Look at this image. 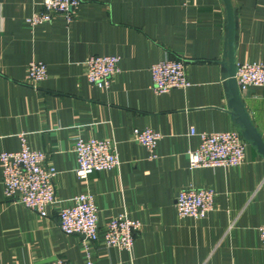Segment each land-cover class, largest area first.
I'll return each instance as SVG.
<instances>
[{
	"label": "crops",
	"instance_id": "crops-1",
	"mask_svg": "<svg viewBox=\"0 0 264 264\" xmlns=\"http://www.w3.org/2000/svg\"><path fill=\"white\" fill-rule=\"evenodd\" d=\"M42 0H0V152L17 151L21 137L46 153L58 202L40 216L6 199L0 162V264H264L258 227L264 223V157L246 140L234 167L190 168L186 151L198 132L235 130L228 107L227 13L223 0H80L71 21L29 26ZM235 17L234 61L264 63V0H230ZM89 55H117L120 72L106 89L88 84ZM168 56L185 64L190 85L156 94L150 66ZM31 60L46 77L33 88ZM264 141V85L240 90ZM158 132L156 158L132 137ZM77 137L115 142L120 164L77 179ZM242 137V136H241ZM243 138V137H242ZM189 187L214 189L201 219L180 218L174 200ZM93 194L101 230L124 214L140 222L127 251L101 239L83 241L58 226L57 211L81 192Z\"/></svg>",
	"mask_w": 264,
	"mask_h": 264
},
{
	"label": "built area",
	"instance_id": "built-area-1",
	"mask_svg": "<svg viewBox=\"0 0 264 264\" xmlns=\"http://www.w3.org/2000/svg\"><path fill=\"white\" fill-rule=\"evenodd\" d=\"M42 10L33 12L24 19L29 26L48 23L55 14L63 16L66 22L73 19L80 0H42ZM85 78L89 85L106 89L112 76L120 72L117 55H89L85 61ZM152 89L160 94L174 88L185 89L190 85L185 64L181 59H163L150 66ZM47 68L42 61L31 60L26 67V79L33 88L46 77ZM235 79L240 90L264 85V63L243 62L236 64ZM195 149L186 151L189 167H234L245 159L246 140L238 131L198 132ZM133 139L156 158L154 150L161 135L150 128H134ZM76 166L74 173L80 181L96 171H108L120 164L115 142L95 137H77L74 142ZM46 153L31 149L22 136L17 151L0 152L1 184L6 199L15 200L40 216H47L48 208L55 205L53 180L57 171L52 165H45ZM214 189L210 187H189L176 194L174 207L180 218L201 219L212 209ZM58 226L66 235L77 234L88 243L101 239L107 247L114 246L129 251L134 244V235L140 229V222L124 214L112 216L101 230L98 226V207L92 193L86 191L74 195L70 205L57 211ZM261 246L264 248V223L258 227ZM43 264H70L61 259ZM85 264H93L90 259Z\"/></svg>",
	"mask_w": 264,
	"mask_h": 264
},
{
	"label": "water",
	"instance_id": "water-1",
	"mask_svg": "<svg viewBox=\"0 0 264 264\" xmlns=\"http://www.w3.org/2000/svg\"><path fill=\"white\" fill-rule=\"evenodd\" d=\"M223 1L227 13V37L225 45L227 49L228 68L225 76L228 77L227 84L230 91L227 105L232 111L231 114L234 122L241 128V136L243 139L249 141L252 145H255L258 152L264 157V141L246 112L234 76L236 70L234 61L235 17L230 0Z\"/></svg>",
	"mask_w": 264,
	"mask_h": 264
}]
</instances>
